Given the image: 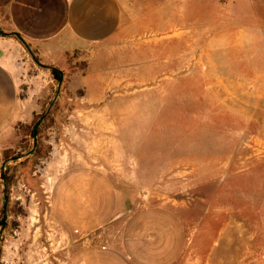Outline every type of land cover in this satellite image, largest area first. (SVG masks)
<instances>
[{"label":"rangeland","instance_id":"374dc122","mask_svg":"<svg viewBox=\"0 0 264 264\" xmlns=\"http://www.w3.org/2000/svg\"><path fill=\"white\" fill-rule=\"evenodd\" d=\"M126 1L123 46L101 66L74 56L49 85L39 155L0 154V264H41L43 246L55 262L52 186L84 168L107 175L127 213L170 209L191 264H264V0ZM86 72L103 81L84 85Z\"/></svg>","mask_w":264,"mask_h":264},{"label":"crops","instance_id":"0c3cea01","mask_svg":"<svg viewBox=\"0 0 264 264\" xmlns=\"http://www.w3.org/2000/svg\"><path fill=\"white\" fill-rule=\"evenodd\" d=\"M126 2L0 0V30L5 33L0 35L1 155L19 151L15 147L23 136L17 126L29 125L39 114L53 82L10 34H19L43 65L64 71L77 55L90 66H101L126 41V11L133 9ZM80 77L87 86L103 81L90 72ZM112 189L107 175L91 168L58 175L50 212L63 234L48 238L56 244L50 249L53 264H191L190 238L170 209L145 206L127 213L119 190ZM41 250V264H47V247Z\"/></svg>","mask_w":264,"mask_h":264},{"label":"trees","instance_id":"16d2710c","mask_svg":"<svg viewBox=\"0 0 264 264\" xmlns=\"http://www.w3.org/2000/svg\"><path fill=\"white\" fill-rule=\"evenodd\" d=\"M0 35H5V33H3L0 30ZM6 35H8V34H6ZM10 35L23 43L25 49L30 54L33 62L40 69L48 71L52 80L54 82H56L57 85H59L63 82V72L60 69L53 67V66L41 64L39 59L37 58V56L23 42V40L21 39L19 34L13 33ZM58 95H59V93L57 92V94H56V92H55L54 96L48 101L47 106L44 108L45 110L42 112V114L41 113L40 114H34L33 119L29 125H18L17 126L19 133L23 136L19 142L20 148H19V151H14V150L8 149V150H5L2 152V158H3V161L6 162V164L16 163V161L17 162L20 161L19 164H24L26 162H29L30 158H34V157H37L39 155V152L41 149V147H40V149L38 148V141H37L38 137H39V131L41 130L43 123H45L44 121L51 119L50 112H51V110L54 109V105L56 103ZM30 140L32 142V146L29 148L27 146V144L29 143ZM22 157H24L23 161L21 160ZM7 171H8V168L5 167V168H3V172H1V174L3 175V178H2L3 190H5L6 192L9 190L11 184L13 183L12 179L8 180L7 174H6ZM5 197L7 199L8 196H5ZM0 215H1V218H0V226H1V225H3V219L6 218V216H7L6 215V203L4 204V206L2 207V209L0 211ZM0 241H1V235H0Z\"/></svg>","mask_w":264,"mask_h":264}]
</instances>
